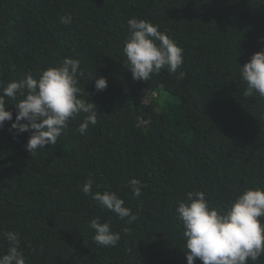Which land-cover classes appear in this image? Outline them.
I'll use <instances>...</instances> for the list:
<instances>
[{
  "label": "trees",
  "instance_id": "16d2710c",
  "mask_svg": "<svg viewBox=\"0 0 264 264\" xmlns=\"http://www.w3.org/2000/svg\"><path fill=\"white\" fill-rule=\"evenodd\" d=\"M133 18L160 25L183 48V79L167 70L133 79L123 53ZM262 48L264 0H0V94L73 58L84 72L80 98L99 112L83 135L84 115L70 119L33 158L31 133L10 131L17 101L6 98L13 120L0 129V255L9 247L3 233L18 231L26 264H187L176 216L186 193L203 191L219 208L264 189V97L245 96L239 74ZM95 75L107 78L106 90L96 91ZM90 174L94 193L116 192L138 219L128 224L85 195ZM133 178L147 185L139 198ZM95 218L121 236L115 247L93 242Z\"/></svg>",
  "mask_w": 264,
  "mask_h": 264
},
{
  "label": "clouds",
  "instance_id": "9594fccd",
  "mask_svg": "<svg viewBox=\"0 0 264 264\" xmlns=\"http://www.w3.org/2000/svg\"><path fill=\"white\" fill-rule=\"evenodd\" d=\"M64 25L72 23L71 14L61 16ZM129 35L125 40L123 53L127 58L133 79L147 81L153 74L167 70L183 79L185 72L178 69L184 64V50L160 25L145 20H128ZM239 74L247 83L245 96L259 93L264 97V48L251 56ZM84 75L78 59L63 58L56 67L43 70L38 78L28 73L22 79H13L2 88L0 94V129L5 122L13 120V112L8 110L6 98L17 101L15 122L10 131L16 135L30 132L26 150L34 158L48 145H55L58 138L67 131L70 119L83 114L84 119L77 131L83 135L90 125L98 121V110L90 100L80 98L79 77ZM95 89H107L105 77L92 79ZM20 97L18 100L17 98ZM90 174L82 186L85 195L128 224L138 217L125 206V201L116 192H93L95 180ZM130 187L139 198L147 187L139 179H131ZM96 187H99L96 185ZM187 199L178 202L176 216L183 225L185 256L187 264H257L264 256V189L249 188L239 194L226 207H213L203 191L186 193ZM89 227L94 230L93 242L103 247H115L121 239L111 230L109 222L92 219ZM125 232L128 229H124ZM20 233L5 231L8 242L7 254L0 255V264H26L20 250Z\"/></svg>",
  "mask_w": 264,
  "mask_h": 264
}]
</instances>
